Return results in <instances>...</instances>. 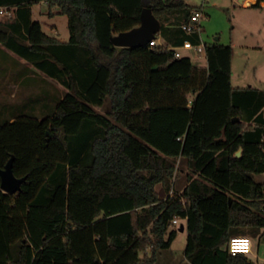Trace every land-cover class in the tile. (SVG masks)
<instances>
[{"label": "trees", "instance_id": "16d2710c", "mask_svg": "<svg viewBox=\"0 0 264 264\" xmlns=\"http://www.w3.org/2000/svg\"><path fill=\"white\" fill-rule=\"evenodd\" d=\"M42 2L68 17V43L33 20ZM2 7L15 16L0 21V44L68 92L53 115L0 126V168L14 156V174L27 178L17 194L0 188V264H157L181 233L175 218L186 222L190 264H254L229 243L264 230V102L258 90L233 86L232 46L206 43L207 67L174 57L171 48L199 42L182 25L201 8L185 0ZM146 7L165 35L180 27L167 48L115 46L112 36L138 27Z\"/></svg>", "mask_w": 264, "mask_h": 264}, {"label": "rangeland", "instance_id": "374dc122", "mask_svg": "<svg viewBox=\"0 0 264 264\" xmlns=\"http://www.w3.org/2000/svg\"><path fill=\"white\" fill-rule=\"evenodd\" d=\"M192 8H201L206 16L202 22V39L211 44L219 42L233 48L232 84L235 88H253L259 91L264 102V6L261 8H246L239 0H185ZM245 3V2H243ZM256 4V3H255ZM254 4V5H255ZM56 11V8L52 10ZM50 7L42 2L33 7V20L40 22L43 31L52 38L68 43L70 40L69 19L65 15H50ZM12 17L0 16V21ZM169 26V23H167ZM173 26L170 37L164 34V28L158 34L159 44H165L177 32ZM196 66L207 67L205 58H193ZM29 66V65H26ZM19 68V69H18ZM25 65L16 60L4 58L0 55V126L5 125L12 118L32 117L43 119L53 115L58 102L66 95L68 89L57 79L36 67L26 74ZM18 73L9 75L7 72ZM25 75V76H24ZM27 75V76H26ZM24 76L22 83H14ZM15 79V80H14ZM106 111L105 109H101ZM264 111V108L262 109ZM180 171L176 179L175 189L180 192L187 184V167L179 162ZM257 180L264 181L263 176ZM172 194V193H171ZM186 224V222H181ZM179 227V226H178ZM181 232L169 251L159 256L157 264H188L182 252L186 243L185 234ZM264 230L252 238L256 244L260 261L254 259V264L264 262Z\"/></svg>", "mask_w": 264, "mask_h": 264}, {"label": "water", "instance_id": "95a60500", "mask_svg": "<svg viewBox=\"0 0 264 264\" xmlns=\"http://www.w3.org/2000/svg\"><path fill=\"white\" fill-rule=\"evenodd\" d=\"M241 3L244 0L240 1ZM161 22L154 15L151 8H144L141 13V24L127 32H122L118 35L112 36L111 40L117 47L138 48L147 46L152 40H154L161 30ZM235 122H239L240 119L236 118ZM15 157L13 156L5 168H0L1 184L0 188L6 193L17 194L22 190L23 183L27 178H18L14 174L13 164ZM185 231V225L182 224L180 232Z\"/></svg>", "mask_w": 264, "mask_h": 264}, {"label": "built area", "instance_id": "2783aa9c", "mask_svg": "<svg viewBox=\"0 0 264 264\" xmlns=\"http://www.w3.org/2000/svg\"><path fill=\"white\" fill-rule=\"evenodd\" d=\"M248 0H244L246 2ZM264 6V2L262 3ZM0 16H15L14 8L2 7L0 8ZM206 19L205 14L202 9H196L191 16V19L182 25V29L189 35L197 34L199 35V42L197 44L193 43L191 40L185 41L181 46L171 48L174 51V57L177 59L192 56V58H205L206 56V42L202 39V22ZM151 47L161 45L164 48H167V44H159V41L154 39L150 42ZM174 224L177 226H181V219L175 218ZM254 250V241L250 236H236L230 240L229 243V251L232 255L236 254H253ZM259 264H264V262H260Z\"/></svg>", "mask_w": 264, "mask_h": 264}, {"label": "crops", "instance_id": "0c3cea01", "mask_svg": "<svg viewBox=\"0 0 264 264\" xmlns=\"http://www.w3.org/2000/svg\"><path fill=\"white\" fill-rule=\"evenodd\" d=\"M239 1H241V0H239ZM258 2V0H248V1H246L245 3H242L243 4V6L244 7H246V8H253L252 6L255 4V3H257ZM32 12H33V8H32ZM0 55H1V59H3L4 58V61H7V59H11V60H16V61H18L20 64H22L23 63V65H25V67L26 68H24L23 69V71L25 70V71H27L26 72V74L28 73V72H30L31 70H32V67H33V65L32 64H30V63H28L25 59H23V58H21V57H19L16 53H14L13 51H11L10 49H8L6 46H4L3 44H0ZM26 65H29V66H26ZM19 69V68H18ZM18 73L17 71L15 72V70H13V72H7L6 74H8V76H7V78H6V80H7V82H9V75H11V74H13V75H16V74ZM25 76V75H24ZM24 76H21L20 78H18V79H14L15 80V82L14 83H22V79L24 78ZM27 76V75H26ZM186 229H185V231H184V233H182V234H185L186 233ZM187 238H188V234H187V236H185V239H186V243H184V249H182L183 250V252H182V255H183V259L188 263V264H190L189 262H188V260L186 259V257H185V249H186V245H187ZM253 241H254V239H253ZM172 249V248H171ZM170 249V250H171ZM167 251H169V250H167ZM250 257L252 258V260H254V259H257L258 261H260V258H259V255H258V252L256 251V244H255V242H254V250H253V254H251L250 255ZM260 263V262H259Z\"/></svg>", "mask_w": 264, "mask_h": 264}]
</instances>
